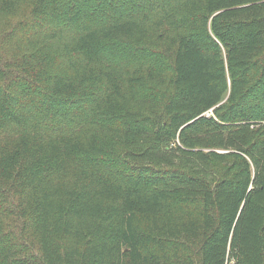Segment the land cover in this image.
Segmentation results:
<instances>
[{"label":"trees","instance_id":"1","mask_svg":"<svg viewBox=\"0 0 264 264\" xmlns=\"http://www.w3.org/2000/svg\"><path fill=\"white\" fill-rule=\"evenodd\" d=\"M0 264H264V0H0Z\"/></svg>","mask_w":264,"mask_h":264}]
</instances>
